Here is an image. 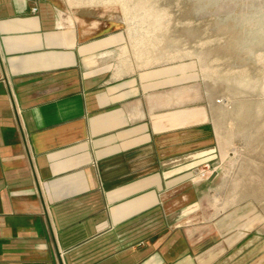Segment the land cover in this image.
I'll use <instances>...</instances> for the list:
<instances>
[{"label": "crops", "instance_id": "1", "mask_svg": "<svg viewBox=\"0 0 264 264\" xmlns=\"http://www.w3.org/2000/svg\"><path fill=\"white\" fill-rule=\"evenodd\" d=\"M117 29L0 0V264H212L238 244L207 107L173 71L128 73Z\"/></svg>", "mask_w": 264, "mask_h": 264}, {"label": "rangeland", "instance_id": "2", "mask_svg": "<svg viewBox=\"0 0 264 264\" xmlns=\"http://www.w3.org/2000/svg\"><path fill=\"white\" fill-rule=\"evenodd\" d=\"M63 2L118 28L110 36L121 38L117 62L128 73L173 71L207 107L219 144L221 241L238 239L212 264H264V0Z\"/></svg>", "mask_w": 264, "mask_h": 264}, {"label": "built area", "instance_id": "3", "mask_svg": "<svg viewBox=\"0 0 264 264\" xmlns=\"http://www.w3.org/2000/svg\"><path fill=\"white\" fill-rule=\"evenodd\" d=\"M207 176H208V172L207 171H201V172H199V177L200 178L205 179V178H207Z\"/></svg>", "mask_w": 264, "mask_h": 264}, {"label": "water", "instance_id": "4", "mask_svg": "<svg viewBox=\"0 0 264 264\" xmlns=\"http://www.w3.org/2000/svg\"><path fill=\"white\" fill-rule=\"evenodd\" d=\"M212 177H213V174H212V176H211V178H210V179H212Z\"/></svg>", "mask_w": 264, "mask_h": 264}]
</instances>
